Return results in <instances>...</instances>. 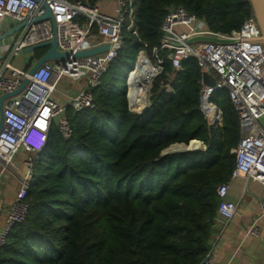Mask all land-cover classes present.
<instances>
[{
	"label": "trees",
	"instance_id": "obj_1",
	"mask_svg": "<svg viewBox=\"0 0 264 264\" xmlns=\"http://www.w3.org/2000/svg\"><path fill=\"white\" fill-rule=\"evenodd\" d=\"M133 7L138 36L126 22L125 46L92 89L93 106L67 107L71 136L64 138L53 122L35 154L28 213L7 236L0 264H200L210 250L221 201L217 186L230 180L232 150L241 138L229 91L215 95L223 123L212 127L200 110L194 57L178 71L165 64L141 113L129 105V74L141 41L147 53L160 45L172 8L229 34L253 14L252 6L249 0H135ZM47 50L37 48L34 57ZM167 73L171 95L164 88ZM192 140L206 149L162 153Z\"/></svg>",
	"mask_w": 264,
	"mask_h": 264
},
{
	"label": "built area",
	"instance_id": "obj_2",
	"mask_svg": "<svg viewBox=\"0 0 264 264\" xmlns=\"http://www.w3.org/2000/svg\"><path fill=\"white\" fill-rule=\"evenodd\" d=\"M100 1V0H99ZM99 1L89 0H0V33L21 22L26 24L0 42V97L18 89L24 78L29 81L18 94L4 101V124L0 132V188L10 178L19 179V189L7 210V218L0 231V250L5 245L12 227L21 223L28 213L27 195L34 181L35 154L47 141L53 122L64 138L72 129L65 112L67 107L81 110L93 106L92 89L106 72L109 63L125 44L123 29L138 36L134 19L135 0H115L113 15L101 9ZM49 9L55 20L56 31L50 18L35 21ZM185 27L186 30H178ZM162 40L159 46L147 53V43L141 41L134 69L129 74L128 100L133 111L141 113L149 106L153 81L165 70L169 62L176 71L183 62L194 57L200 68L199 106L208 125L221 126L223 112L215 103V95L221 89L229 91L230 100L239 119L241 138L232 150L235 167L232 176H243L258 181L264 188V44L261 30L254 14L248 17L238 30L229 34L212 32L206 22L185 8H172L161 25ZM57 38L58 50L70 52L66 59L46 61L33 74L29 71L38 58L25 52L31 46ZM212 36L219 41L189 39ZM101 45L108 49L90 56L74 57L78 51ZM148 65L150 76L146 85L140 83L139 66ZM164 85L168 95L173 93L170 74ZM82 82L80 89L68 95L67 105H60L53 94L62 78ZM209 79L213 84L207 83ZM144 88L146 89L144 93ZM142 111V112H143ZM24 153L23 170L16 164V156ZM228 182L217 186L220 198L218 215L231 220L237 204L226 199ZM264 215V197L259 201ZM248 233L258 234L253 224ZM200 264H218L210 248Z\"/></svg>",
	"mask_w": 264,
	"mask_h": 264
},
{
	"label": "crops",
	"instance_id": "obj_3",
	"mask_svg": "<svg viewBox=\"0 0 264 264\" xmlns=\"http://www.w3.org/2000/svg\"><path fill=\"white\" fill-rule=\"evenodd\" d=\"M104 13H115V0H100ZM186 30L185 27H177ZM6 39L3 44L7 43ZM66 88L53 94V98L60 105H67L68 95L80 89L82 82H77V87L69 85L70 78L61 79ZM60 81V82H61ZM59 82V83H60ZM58 87V86H57ZM24 153L16 156V164L23 170L22 160ZM226 199L237 204V210L231 220L219 216L210 240V248L218 264H264V215H261L259 201L264 197V188L256 180L246 179L243 176L231 177L228 181ZM19 179L10 178L0 188V231L7 218V210L19 189ZM255 224L259 233H248V229Z\"/></svg>",
	"mask_w": 264,
	"mask_h": 264
},
{
	"label": "water",
	"instance_id": "obj_4",
	"mask_svg": "<svg viewBox=\"0 0 264 264\" xmlns=\"http://www.w3.org/2000/svg\"><path fill=\"white\" fill-rule=\"evenodd\" d=\"M249 2L252 6L253 14L257 18L259 26H260V30H261L260 41L264 44V0H249ZM48 18H50L53 22V31L55 33V31H56L55 20H54V17H53V15L49 9H47L46 13L43 16L36 17L35 21L44 20V19H48ZM25 24H26V22H21V23L17 24L16 26L0 33V42L5 41L12 34L16 33L18 30H20ZM198 40H208V41H212V42L219 41V39L216 37L200 36V37H194L192 39H189L187 42L192 43V42L198 41ZM57 46H58L57 38H56V36H54L51 40H49L47 42L40 43V44H37V45H34V46L27 48L25 50V52H32V51H34L40 47H48L47 52L43 56H41L40 58L37 59L35 64L31 67L29 73L33 74L34 71L46 61L66 59V58H69L71 56L70 52L59 51ZM107 49H108V45H101V46L90 48L87 50L78 51L74 54V57H85V56L95 55V54L101 53ZM28 81H29V79L27 77L24 78L21 86L18 89H16L14 92L5 93V94L1 95V97H0V132H1V130L3 128V124H4V115H3V113H4V101L7 98L12 97V96L18 94L19 92H21L24 89V87L27 85ZM206 81H207V83H209L211 85L213 84V82L209 79H206ZM192 141H190L189 144ZM194 141H196V140H194ZM197 141H199V140H197ZM200 142L203 144L204 148H199V149H194V150H186V151H171V152H169L167 150L171 147L170 146L167 149H165L162 153L167 154V153H175V152H193V151L206 149L205 144L202 141H200ZM177 144H179V143H177ZM177 144H174V145H177ZM180 144H185V143H180ZM185 145H187V144H185Z\"/></svg>",
	"mask_w": 264,
	"mask_h": 264
},
{
	"label": "bare ground",
	"instance_id": "obj_5",
	"mask_svg": "<svg viewBox=\"0 0 264 264\" xmlns=\"http://www.w3.org/2000/svg\"><path fill=\"white\" fill-rule=\"evenodd\" d=\"M138 73L140 74V83H142L143 85H146V82L150 76V68L148 67V65H143L141 64L139 66L138 69ZM146 89L144 88V93H145ZM199 148H203V144L200 141H192L190 144H177V145H173L171 146L167 151H186V150H194V149H199Z\"/></svg>",
	"mask_w": 264,
	"mask_h": 264
},
{
	"label": "rangeland",
	"instance_id": "obj_6",
	"mask_svg": "<svg viewBox=\"0 0 264 264\" xmlns=\"http://www.w3.org/2000/svg\"><path fill=\"white\" fill-rule=\"evenodd\" d=\"M71 84L73 85V87H75V88L77 87V85H76V84H77V83H76V80L71 79V81L69 82V85H71ZM65 88H66V86H65L64 82L61 81V82L58 84V87H57V90H58V91H57V92H59V90H61V89L65 90ZM150 93H151V92H150ZM149 104H150V102H149ZM147 108H148V107H147ZM147 108H146V109H147ZM142 109H143V107H142ZM203 148H204V147H203ZM169 152H171V151H169Z\"/></svg>",
	"mask_w": 264,
	"mask_h": 264
}]
</instances>
